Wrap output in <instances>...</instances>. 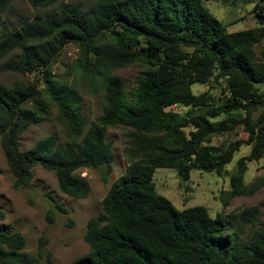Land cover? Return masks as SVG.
<instances>
[{"label":"trees","instance_id":"trees-1","mask_svg":"<svg viewBox=\"0 0 264 264\" xmlns=\"http://www.w3.org/2000/svg\"><path fill=\"white\" fill-rule=\"evenodd\" d=\"M14 1L0 0V21ZM57 1L27 0L43 15L0 31V62L35 79L0 85V146L13 188L27 186L41 167L54 175L61 194L86 199L90 186L77 171L93 170L105 183L114 161L106 133L122 127L129 167L111 185L101 214L86 224L90 254L73 264H264V228H254L258 210L225 212L233 199L260 188L244 176L247 163L264 158V90L257 87L264 86V0H222L252 5L256 27L238 32H229L202 0ZM69 45L78 50L74 74L102 91L91 122L79 88L52 73ZM134 66L141 70L127 91L116 72ZM195 85L220 93L197 95ZM53 112L66 140L49 135L22 150L20 136ZM237 128L244 139L213 145ZM243 146L249 154L235 163L214 218L204 207L178 210L157 194V169L174 170L182 183L193 171L221 176ZM53 215L48 211V219ZM24 247L20 233L0 231V264H38ZM38 256L53 264L49 253Z\"/></svg>","mask_w":264,"mask_h":264},{"label":"rangeland","instance_id":"rangeland-1","mask_svg":"<svg viewBox=\"0 0 264 264\" xmlns=\"http://www.w3.org/2000/svg\"><path fill=\"white\" fill-rule=\"evenodd\" d=\"M77 0H58L57 5L72 3ZM87 1V0H83ZM209 11L227 27L229 32L251 30L256 27L252 5L237 4L235 6L222 4V0H202ZM44 10L35 9L27 0H16L2 14L0 31L17 27L20 20L32 21L36 16H42ZM259 49L257 50L258 53ZM78 58L75 46H66L56 63L53 65V75L62 81L75 84L82 96V113L91 122L100 113L102 91L94 90L87 82L78 78L72 71L73 62ZM5 61L0 62V85L10 87L15 82L29 84L34 82L31 74H18L8 71ZM137 66L122 69L116 74L125 81L126 90L135 85V78L140 72ZM258 88L264 90L263 85ZM219 94V88L211 89L209 85H195L193 92L197 95L205 93ZM179 111L178 109H175ZM259 112L253 114L257 117ZM127 130L125 128H110L106 133V141L112 145L114 161L112 172L105 183L90 169H80L77 175L85 178L90 186L86 199L73 200L58 189L54 175L41 167L33 169L31 182L21 188H13V178L6 165L0 146V210L4 219L0 221V231L5 233L18 232L25 240L23 253L38 259V264H45L44 257L39 258L40 251L49 253L53 264H73L90 254L89 247L83 241L86 224L90 218L101 214V203L106 197L111 185L128 169L126 156ZM53 135L58 142L66 140L63 128L55 120V113L39 124L28 128L19 138L20 147L26 150L39 139ZM245 134L237 128L228 136L214 138L213 145H228L244 139ZM249 148L243 146L233 156L221 176L215 173L193 171L186 183L180 182L172 169H157L153 174V183L157 194L168 199L178 210L192 207H204L208 215L214 218L221 211L219 197L221 191L230 190L229 178L237 160L249 154ZM247 185L258 183L260 188L249 197H238L231 201L225 210L231 213L237 209L254 207L259 214L254 228H264V158L247 163L244 176ZM55 206L66 210V214L58 211ZM53 210V219L47 217Z\"/></svg>","mask_w":264,"mask_h":264}]
</instances>
